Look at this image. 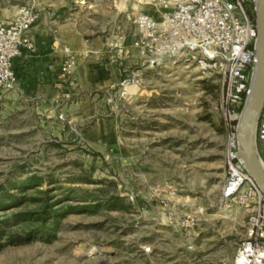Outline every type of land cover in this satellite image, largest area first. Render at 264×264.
<instances>
[{
	"label": "rangeland",
	"instance_id": "1",
	"mask_svg": "<svg viewBox=\"0 0 264 264\" xmlns=\"http://www.w3.org/2000/svg\"><path fill=\"white\" fill-rule=\"evenodd\" d=\"M93 4L86 35L138 33ZM125 60L85 105L49 86L0 99V264H232L250 211L222 198L225 77L191 55Z\"/></svg>",
	"mask_w": 264,
	"mask_h": 264
},
{
	"label": "built area",
	"instance_id": "2",
	"mask_svg": "<svg viewBox=\"0 0 264 264\" xmlns=\"http://www.w3.org/2000/svg\"><path fill=\"white\" fill-rule=\"evenodd\" d=\"M130 1L154 7L160 17L143 11L133 15L138 30L135 44L149 64L165 56L191 55L204 73L215 71L225 77L224 97L231 125L222 198L241 201L250 211L248 234L239 244L233 264H264V193L238 156V120L250 91L257 55L258 30L252 13L254 10L256 14L255 0ZM39 18L35 5L26 2L18 6L14 16L0 19V99L16 88L15 60L36 48L32 32ZM74 64L75 57L70 56L63 71L70 73ZM257 139L264 141V111ZM194 220L188 215L186 225Z\"/></svg>",
	"mask_w": 264,
	"mask_h": 264
},
{
	"label": "crops",
	"instance_id": "3",
	"mask_svg": "<svg viewBox=\"0 0 264 264\" xmlns=\"http://www.w3.org/2000/svg\"><path fill=\"white\" fill-rule=\"evenodd\" d=\"M110 1L116 18L127 13L130 19L138 11L160 18L152 6L128 0ZM26 2L35 4L40 18L32 32L35 50L25 52L15 60L16 89L19 91L49 86L53 88L52 95L62 99L67 91L69 97L85 105L92 92L108 88L109 71L125 70V58L141 56L135 44L138 33L132 38L125 34L108 38L99 34L86 35L78 28L83 18L93 20L95 14L89 11L95 5L93 0H0V19L14 16L18 6ZM84 11H88L87 14L83 15ZM126 41L128 46H125ZM70 56L75 57V64L68 73L63 71V67Z\"/></svg>",
	"mask_w": 264,
	"mask_h": 264
},
{
	"label": "water",
	"instance_id": "4",
	"mask_svg": "<svg viewBox=\"0 0 264 264\" xmlns=\"http://www.w3.org/2000/svg\"><path fill=\"white\" fill-rule=\"evenodd\" d=\"M258 30L256 62L249 94L238 120L239 153L248 173L264 193V161L258 150L257 131L264 111V0H255Z\"/></svg>",
	"mask_w": 264,
	"mask_h": 264
},
{
	"label": "trees",
	"instance_id": "5",
	"mask_svg": "<svg viewBox=\"0 0 264 264\" xmlns=\"http://www.w3.org/2000/svg\"><path fill=\"white\" fill-rule=\"evenodd\" d=\"M36 182L37 181H35V180H32V181H30V183L31 184H36ZM8 196L6 195V196H0V207H2V206H4L5 204H6V202H7V200H8V198H7ZM7 198V199H6ZM11 200H13V198L11 197ZM3 233V227H1V225H0V235Z\"/></svg>",
	"mask_w": 264,
	"mask_h": 264
}]
</instances>
